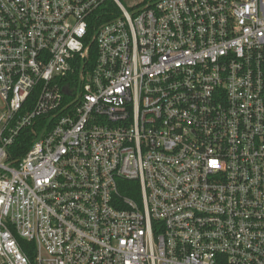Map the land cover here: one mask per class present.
<instances>
[{"label": "built area", "instance_id": "built-area-1", "mask_svg": "<svg viewBox=\"0 0 264 264\" xmlns=\"http://www.w3.org/2000/svg\"><path fill=\"white\" fill-rule=\"evenodd\" d=\"M0 264H264V0H0Z\"/></svg>", "mask_w": 264, "mask_h": 264}, {"label": "trees", "instance_id": "trees-1", "mask_svg": "<svg viewBox=\"0 0 264 264\" xmlns=\"http://www.w3.org/2000/svg\"><path fill=\"white\" fill-rule=\"evenodd\" d=\"M18 143H21V141L19 142V140H18ZM20 147H21V149H20L19 154H22V153H24L30 147V142L27 143V145H22Z\"/></svg>", "mask_w": 264, "mask_h": 264}, {"label": "rangeland", "instance_id": "rangeland-1", "mask_svg": "<svg viewBox=\"0 0 264 264\" xmlns=\"http://www.w3.org/2000/svg\"><path fill=\"white\" fill-rule=\"evenodd\" d=\"M123 3L126 5V6H129L130 2L133 1V0H122Z\"/></svg>", "mask_w": 264, "mask_h": 264}]
</instances>
